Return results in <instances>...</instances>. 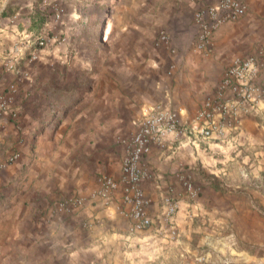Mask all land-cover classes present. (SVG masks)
<instances>
[{
	"label": "crops",
	"instance_id": "1",
	"mask_svg": "<svg viewBox=\"0 0 264 264\" xmlns=\"http://www.w3.org/2000/svg\"><path fill=\"white\" fill-rule=\"evenodd\" d=\"M215 1L128 0L114 5L99 38L87 37L81 44L93 81L80 95L79 75L72 74L70 87L58 90L60 99L50 105L63 114L54 127L62 147L53 148L55 159L63 162L55 166V179L43 183L50 193L43 189L47 197L39 198L32 195L41 181L37 178L52 165L39 159L30 164L31 128L40 122L34 111L37 87L22 78L16 83L14 71L4 69L17 38L37 31L30 27L31 16L3 15L1 5L0 97L7 106H0V154L2 161L7 158L17 144L19 126L26 125L23 137L28 138L21 145L26 163L21 168L29 175L25 183L30 190L23 202L19 195L5 199L0 194V206L13 205L7 211L0 207V264H142L146 249L155 254L178 244L213 264H264V101L257 112L242 115L238 128L225 137L169 135L153 144L142 183L149 198L150 227L135 226L124 211L121 190L108 198L97 194L99 174L120 177L128 139L147 107L162 105L191 120L235 59L252 52L263 53L264 59V0H249L245 16L220 27L208 53L194 49V10ZM161 32L170 35V46L157 42ZM90 39L102 46L97 56ZM32 72L29 80L50 75L46 65ZM12 82L15 90L9 89ZM260 82L264 84V70ZM64 95L71 99L64 101ZM10 106L23 110L21 122L16 124ZM15 164L0 171V186L16 187ZM184 177L196 183L198 195L188 193ZM169 193L180 201L174 222L181 239L176 243L162 223ZM64 196L79 197L82 203L55 215L44 210L49 201ZM212 235L215 253H207Z\"/></svg>",
	"mask_w": 264,
	"mask_h": 264
},
{
	"label": "built area",
	"instance_id": "2",
	"mask_svg": "<svg viewBox=\"0 0 264 264\" xmlns=\"http://www.w3.org/2000/svg\"><path fill=\"white\" fill-rule=\"evenodd\" d=\"M198 2L201 0H197ZM249 0H217L200 4L193 13L197 25L194 37V49L208 53L211 50L215 33L223 25L237 21L246 15ZM58 10V17L61 16ZM164 42L170 46V35L161 32L157 42ZM45 38L37 36L34 41L29 38L16 41L8 49L7 65L12 69L14 62L29 50L31 59H36L38 53L33 47H43ZM263 53H247L235 59L225 71L221 80L215 86L201 108L191 120H182L177 112L162 105L147 107L142 113L136 131L128 139L125 155L121 162V175L115 177L101 173L97 177V194L109 197L121 190L122 203L126 214L134 219L139 229H146L153 224L148 212L149 198L147 197L143 181L147 175L145 160L151 153L154 143H160L167 136L179 139L182 135H200L210 137L217 134L227 136L226 132L238 128L241 116L257 112L264 101V84L260 82L264 70ZM11 62V63H10ZM15 88L11 83L10 90ZM0 106H7L6 99L0 97ZM264 115V112H263ZM183 185L191 196L199 194V187L189 177H184ZM79 197H71L62 206L79 205ZM180 209V201L169 193L164 197L162 223L165 233L172 239H180V231L174 218ZM196 264H208L205 257L196 259Z\"/></svg>",
	"mask_w": 264,
	"mask_h": 264
},
{
	"label": "rangeland",
	"instance_id": "3",
	"mask_svg": "<svg viewBox=\"0 0 264 264\" xmlns=\"http://www.w3.org/2000/svg\"><path fill=\"white\" fill-rule=\"evenodd\" d=\"M5 1L7 0H0V7L4 3L5 9L3 12L11 14L19 12L21 15L23 14L20 17L24 18L37 14L45 19V25L40 34L38 32L33 34L28 33L25 37H18L16 40L21 41L29 38L31 41H34L37 36L42 35L46 40L45 46L41 48L33 47L38 53L37 58L31 59L29 50H25V53L14 62L12 69H9L14 71L16 83H19L22 78L24 81L35 83L37 87L34 92V101L37 103V107L34 111L36 112L35 119H40V122L38 125L31 128V140L29 143L30 146L28 147V150H31L30 164L36 163V160L39 159L52 166L50 171L47 170L46 172H42V178L39 177L37 178L38 180L35 178V180L41 181L39 182V186L35 187L32 195L37 198L40 196L47 197L46 194L42 195V191L43 189L46 193H50V191L46 190L47 187L44 186L43 183L49 178L55 179L57 175L55 166L63 162V158L55 159L53 155L55 144L60 148L62 147L61 141L56 140V130L54 129L59 127L60 121H58V119L62 117L63 114L60 109L53 106L50 107V105L54 100L60 99L58 90L64 91L70 87L72 74L78 73L79 75L80 95L85 91L88 82L93 81V77L89 78L87 76L92 70L90 67L87 68L85 66L87 64H84L85 62L83 60H85V57L83 54H86V50H82V48H86V46L83 47L81 44L82 42L84 44L87 42V40H85L87 37H93L96 41L103 31L104 23L111 16L114 5L128 2V0H9L7 4H5ZM20 7L22 8L20 9ZM58 10L62 13L60 17H58ZM83 37L84 41L81 40ZM92 41L93 40L90 39L91 48L93 52L96 51L97 56L102 51V46L98 42L95 44V42ZM78 55L80 59L76 62ZM40 65H42V67L46 65L48 69H50V75L47 73L46 77L39 76L29 80V77L33 76L32 71L37 69ZM5 67H8L7 63H4V69ZM55 70H57V72ZM38 85H43V92L41 94L38 92ZM16 86L17 84L15 87ZM13 90H15V88ZM63 99L66 101L71 98L70 96L64 95ZM38 100L40 101L38 102ZM13 107L10 106V113L12 117H15L17 124L24 118L23 110L19 107ZM57 110L59 111L58 115H56L58 112ZM23 127L25 128L26 125L23 124L19 126V137L16 136L14 141L17 144L14 146L15 148L9 149L8 156L4 159L5 161H2V154H0V171L9 164L16 163L15 166L18 165V170H15L14 174H12L16 182V187H6V185L0 186V194L4 196L5 199L6 197L10 198L14 194L19 195L18 199L20 202H23L22 196L28 194L30 190V186L25 183L29 175L26 174L27 172H23L21 168L22 165L26 163L23 160V154L25 153H23L21 145L25 143L28 138L23 137ZM32 135H34V137H32ZM71 197L73 196H64L57 200H51L47 204V209L44 208V210L50 212L52 215L59 214L69 209L71 206H75H62L64 201ZM7 205L8 203L4 202L0 207L4 208L3 211L10 210L13 207L10 203L9 206ZM168 239L171 240L170 238ZM173 242L176 243L177 241L173 239ZM208 242L206 247L207 253L208 251L215 253V237L212 235L208 239ZM194 257L192 253L180 248V244H178L173 249L164 247L162 251L155 254H150L149 249H146L142 253V264H191V262L196 264L198 256L195 257V259ZM207 262L208 264H213L211 261Z\"/></svg>",
	"mask_w": 264,
	"mask_h": 264
},
{
	"label": "trees",
	"instance_id": "4",
	"mask_svg": "<svg viewBox=\"0 0 264 264\" xmlns=\"http://www.w3.org/2000/svg\"><path fill=\"white\" fill-rule=\"evenodd\" d=\"M11 14V13H9ZM3 15H7L6 12H3ZM31 25L30 27H33L36 29V31L40 34L41 30L43 29L45 25V19L43 17H40L37 14H34L31 16Z\"/></svg>",
	"mask_w": 264,
	"mask_h": 264
}]
</instances>
